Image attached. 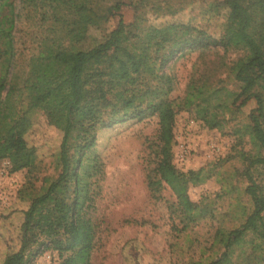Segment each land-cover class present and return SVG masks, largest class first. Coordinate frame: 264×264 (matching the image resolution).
Returning a JSON list of instances; mask_svg holds the SVG:
<instances>
[{
    "label": "trees",
    "instance_id": "16d2710c",
    "mask_svg": "<svg viewBox=\"0 0 264 264\" xmlns=\"http://www.w3.org/2000/svg\"><path fill=\"white\" fill-rule=\"evenodd\" d=\"M130 2L134 17L126 23L120 13L124 0L106 5L103 0H19L18 10L14 0H0V28L9 29L10 42V51L0 55V160H8L9 172L25 170L17 194L27 202L20 245L1 264H29L46 251L56 253L51 264H90L103 175L94 150L100 130L142 121L167 108L170 123L161 133L168 143L180 111L222 130L228 116L249 101L254 107L248 122L234 131L246 134L252 146L238 171L246 181L241 194L249 207L237 194L239 224L218 228L214 240L222 250L215 257L202 252L192 264H264V0H219L213 8L224 19L218 35L191 22L148 23L140 11L144 0ZM86 11L106 20L118 16L117 24L87 43V35L77 37ZM18 20L24 25L17 40L28 52L22 62L12 32ZM215 49H222V58L230 51L240 54L230 63H206L204 51ZM193 51H199L200 65L183 94L170 97L162 78L167 64ZM63 86L69 99L56 153L58 172L41 175L37 149L26 134L40 104ZM204 169L177 172L168 156L158 160L160 178L174 194L168 210L178 231L208 215L214 218L208 196L193 201L188 194L191 185L209 176Z\"/></svg>",
    "mask_w": 264,
    "mask_h": 264
},
{
    "label": "rangeland",
    "instance_id": "374dc122",
    "mask_svg": "<svg viewBox=\"0 0 264 264\" xmlns=\"http://www.w3.org/2000/svg\"><path fill=\"white\" fill-rule=\"evenodd\" d=\"M115 0H103L109 4ZM120 9L126 23L133 21L134 10L130 1ZM219 0H144L141 12L148 23L191 22L218 35L224 19L213 9ZM16 10L19 0H14ZM85 23L77 37L86 36L87 43L100 39L114 28L118 16L107 20L84 13ZM24 23L18 20L12 29L16 35L15 46L23 61L28 55L20 37ZM9 29L0 28V55L10 51ZM222 49L204 51L206 63H230L239 52L230 51L223 58ZM199 51L186 52L171 60L162 74L170 90V97L182 95L188 79L200 65ZM225 72L221 77L225 78ZM229 87H234L228 82ZM68 88H63L46 98L33 115V123L26 137L37 149L41 175L55 176L58 172L57 154L66 124ZM254 107L249 101L233 115L228 116L223 129H209L188 111L175 115L172 127L173 140L166 143L162 127L170 123L169 110L142 121H130L99 131L95 153L103 163V175L99 180L94 219L97 235L90 264H192L200 258L215 257L222 245L215 243L218 228L230 229L240 222L234 199L246 184L238 171L244 167L242 156L252 152L246 134L235 133L248 122V114ZM227 117V118H228ZM168 156L177 172L205 167L209 176L188 189L190 200L198 201L208 196L213 206L214 218L206 216L189 225L184 231L175 228L177 219L170 215L169 204L174 194L157 171L158 160ZM25 179V170L9 172L7 159L0 160V264L4 256L20 245L22 211L27 202L20 199L17 191ZM231 184V185H230ZM234 186V188H232ZM231 188L230 191H227ZM222 196L219 198L218 195ZM241 202L249 207L245 196ZM56 253L44 252L29 264H51Z\"/></svg>",
    "mask_w": 264,
    "mask_h": 264
}]
</instances>
